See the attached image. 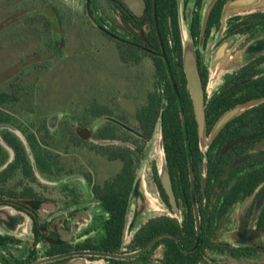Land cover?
I'll use <instances>...</instances> for the list:
<instances>
[{
    "label": "flooded vegetation",
    "instance_id": "af4514ba",
    "mask_svg": "<svg viewBox=\"0 0 264 264\" xmlns=\"http://www.w3.org/2000/svg\"><path fill=\"white\" fill-rule=\"evenodd\" d=\"M112 1L84 0L82 19L117 51L122 43L145 54L129 66L150 62L152 82L139 75L142 91L130 92L143 97V104L133 100L142 104L135 114L155 94L178 111L176 147L163 154L171 193L157 162L148 161L153 139L118 102L125 119L99 117L95 127L90 124L94 150L81 152V164L70 149L83 148L68 145L73 135L83 139V122L74 115L71 121H42L53 144L48 149L59 157L48 158L50 171L34 167L28 175L18 168L0 177V209L14 216L0 227V264H264V0L228 13L234 0H176L174 8L154 11L151 19L146 0L140 18L122 0ZM121 2L131 23L124 21ZM153 32L156 45L148 40ZM184 39L192 43L200 76L202 135L185 71ZM247 49L257 54L236 67L235 56ZM148 54L163 62L165 73H157V60ZM191 109L194 121L187 117ZM32 128L19 121L0 125L6 151L0 173L16 160L3 135L17 136L20 130L25 139L36 134ZM98 160L118 168L109 174L103 168L100 178ZM39 176L50 183L43 185Z\"/></svg>",
    "mask_w": 264,
    "mask_h": 264
},
{
    "label": "rangeland",
    "instance_id": "374dc122",
    "mask_svg": "<svg viewBox=\"0 0 264 264\" xmlns=\"http://www.w3.org/2000/svg\"><path fill=\"white\" fill-rule=\"evenodd\" d=\"M25 2L0 0V85L13 81L19 83L16 79L20 78L28 79L35 86L33 102L30 100L27 104L16 106L12 111L15 118L28 127L32 123L41 125L42 121L53 118L56 123L63 117L71 121L70 116L75 117L84 106L95 99L104 103L116 101L126 109L129 117L130 114L134 116L136 109L143 104L142 96L133 97L142 91L139 75L145 74L144 83L149 85L152 82L150 62L137 69L123 64L116 48L82 19L84 0H59L67 10L65 11H69L68 16L63 15L62 27H59L58 18L46 6L35 4L32 9H28L23 7ZM32 18L47 19L51 27L50 33L41 25L32 27ZM256 54L257 52L247 49L237 54L233 61L239 67ZM22 70H25L27 76H24ZM133 100H139L142 104H136ZM26 110L34 111V116L26 114ZM132 116L131 122L134 119ZM95 122L92 121L94 127L98 124L96 122L94 125ZM98 122L103 124L105 119L101 118ZM20 132L16 130L15 133L24 141ZM81 152L84 154L90 151L70 149L72 158H80V164L84 161ZM148 156L149 163L156 161L161 169L163 151L159 136L149 142ZM98 167L101 168V178L105 171L103 168H107L105 173L109 174L118 168V164L98 160ZM39 181L43 185L50 183L41 176ZM61 181L64 182L65 179L57 184L62 183ZM1 212L0 227H5L9 212L6 208L1 209Z\"/></svg>",
    "mask_w": 264,
    "mask_h": 264
},
{
    "label": "trees",
    "instance_id": "16d2710c",
    "mask_svg": "<svg viewBox=\"0 0 264 264\" xmlns=\"http://www.w3.org/2000/svg\"><path fill=\"white\" fill-rule=\"evenodd\" d=\"M23 4V7L32 9L35 4H40L41 6H46L48 9H50L55 16L58 18V22L60 24L59 27L63 26V15L68 16L67 10L64 8L63 5L58 1H50V0H29L28 3L27 0ZM33 1V2H32ZM109 3H111L112 0H106ZM147 1V12L146 15L149 17L148 19H151L155 14H159V12L165 8L168 9L169 7L174 8L176 5V0H146ZM95 0H91V3H94ZM113 2V1H112ZM112 4V3H111ZM123 4V16L124 21L126 24L131 23L129 19V15L132 16L127 9V7ZM66 10V11H65ZM133 17V16H132ZM70 22H72L71 18H68ZM26 22V21H25ZM27 23V22H26ZM91 24V23H90ZM30 25L34 27L35 25H41L46 28V30L50 33V23L47 19L41 18L39 20L32 18L30 20ZM108 40L114 41L110 36H105ZM149 42H153L156 45V42L158 40L155 32L151 33L148 36ZM118 45V53L120 60L125 65H133L137 62H139L145 54L143 52H131L129 47L127 45H124L122 43H117ZM179 49L181 50V44H179ZM149 57H152L153 59L157 60L155 63L157 73L162 74L165 73V65L162 61H160L156 56L148 54ZM22 73L25 72V70L21 71ZM21 73V74H22ZM23 75V74H22ZM24 76H27V74L24 73ZM28 79H16V81H19V83H16L13 81L12 83L0 85V125L3 124H10L11 122L18 121V119L15 118L13 114L14 107L20 105V104H27L28 101L32 100L35 94V86L32 83H29L27 81ZM156 84V83H155ZM157 85V84H156ZM157 88V87H156ZM171 96H166L165 99H171ZM163 97L160 95H151L149 97V102L146 106H143L140 108L137 113L135 114L134 119L137 122V128L139 131L145 135L149 140H152L155 136L157 128H161L162 131V139H163V147L164 152L166 155H171L173 152V149L176 147V133L175 128L176 124L179 120V114L178 111H176L175 108L171 106L170 104L166 105L162 102ZM113 101V100H112ZM102 102L97 99L92 100L89 102L86 106H84V109L82 112L77 113L76 119L78 121L83 122V126L81 131L83 132V139L77 138L76 135H73V141L70 142L68 145L69 148L76 147V148H83L85 150L93 151L94 146L93 143L89 141V139L93 136V130L90 127V124L92 121H94L96 118L99 117H116L121 120L125 119L122 115H124L123 110L120 109L118 105H115L114 102ZM33 102V100H32ZM26 114H31L34 116L35 112L31 110H26ZM187 117L189 121H194L193 111L191 109L186 111ZM36 121H38L37 118H34ZM46 121V120H45ZM20 122V121H19ZM112 125V124H110ZM32 126L35 128H32L33 131L36 130V134L31 132L30 136H27L26 143L21 141L17 136H15L12 133H7L6 135H3L4 141L10 145L15 151L16 160L13 165L11 164L6 170H3V173H0V177H6V174H8L10 171L22 168L28 175L33 174V168L35 167L37 170L41 171H50L51 165L49 163L50 160H53L54 158L52 156L56 155L59 157L58 154L55 152L50 151L48 148H52V141L51 137L47 131L46 125H37V127L32 123ZM115 127L114 125H112ZM45 132V133H44ZM10 137H8V136ZM101 137L105 136V132H101ZM49 137V138H48ZM74 143V144H73ZM57 148V146H56ZM55 148V149H56ZM6 151L2 148L0 144V163H2L6 159ZM51 154V155H50ZM55 157V156H54ZM49 158V161H48ZM52 158V159H50ZM58 166V160L56 161ZM60 167V166H58Z\"/></svg>",
    "mask_w": 264,
    "mask_h": 264
},
{
    "label": "water",
    "instance_id": "95a60500",
    "mask_svg": "<svg viewBox=\"0 0 264 264\" xmlns=\"http://www.w3.org/2000/svg\"><path fill=\"white\" fill-rule=\"evenodd\" d=\"M127 7L130 9V11L138 18L142 17L146 11V2L145 0H122ZM254 0H234L228 3L226 7V13L228 12H233L236 10H241L248 8L253 5ZM210 12H207L205 16V21L208 20ZM253 50V49H251ZM184 65H185V71L187 74L188 78V86L189 90L192 95V99L194 102V107H195V113L197 117V121L200 126V133L202 135V132L204 130V120H205V111L203 108V98H202V87H201V82H200V76L198 72V67H197V62H196V55L195 51L193 49L192 43L188 39H184ZM255 103H252L248 105L247 107H250L254 105ZM235 113L229 114L227 117L224 118L222 122L227 121L229 118H231ZM160 139L161 143V148L164 152V147H163V139H162V131L161 128H157L156 133L154 138ZM25 141V139H24ZM26 143V141H25ZM260 148H264V142L260 145ZM164 159V157H163ZM162 159V165H161V172H162V181L163 184L168 191V193H171V184L169 180V175L167 171V165L166 161H163ZM141 186V181L137 182L135 186V191L134 195L138 193L139 189ZM133 195V196H134ZM7 209V208H6ZM140 208H137V211H139ZM9 212V210L7 209ZM1 209H0V214H1ZM14 218V216L11 215V212H9V218L8 220H5L4 225H10L11 220Z\"/></svg>",
    "mask_w": 264,
    "mask_h": 264
}]
</instances>
